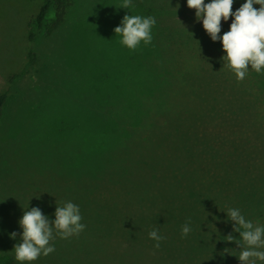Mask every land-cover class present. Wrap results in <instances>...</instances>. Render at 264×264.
Segmentation results:
<instances>
[{
  "label": "rangeland",
  "instance_id": "1",
  "mask_svg": "<svg viewBox=\"0 0 264 264\" xmlns=\"http://www.w3.org/2000/svg\"><path fill=\"white\" fill-rule=\"evenodd\" d=\"M72 1L64 23L51 34L45 28L37 32L32 43L27 20L37 13L42 0H0V93L10 90L0 119V248L20 242L18 220L28 206L41 208L51 220L56 202L62 205L69 201L67 194L72 193V185L76 198L79 171L84 170L77 164L81 158L76 152L78 144L83 154L85 141L93 140L102 128L103 118L121 117L122 121L127 119L128 111L132 116L135 113L133 118L138 123L147 114L157 126L164 122L172 125L177 121V107L183 106L184 116L190 119L197 96L205 99L209 95L215 98L216 93L220 97L233 94L236 100L230 101V107L226 103V112L239 111L240 119L248 116L246 121L251 125L246 132L259 143V153L264 154V75L249 68L245 78L237 81L223 65L221 42L210 39L186 0H155L157 5L151 12L133 2L130 10L120 7L122 0ZM243 2L237 0L239 6ZM125 14L155 17L156 32L151 44L141 43L137 49L142 64L141 84L130 82L127 87L125 81L124 90L119 89L117 97L115 94L112 100L109 98L103 107L97 101L104 100L97 91V82L103 79L111 83L119 75L123 78L128 48L113 29ZM54 16L50 9L45 24ZM231 19H222L221 34L229 30ZM165 22L171 29L166 33L173 35L169 41L158 33ZM33 29L36 31L35 25ZM214 44L221 46L216 48ZM31 48L34 61L26 67ZM24 69L11 83L10 78ZM213 70L219 75H212ZM157 75L171 93L169 115L162 112L163 102L156 104L141 94ZM131 94L140 100L139 104L128 101ZM140 107L144 109L141 116L132 110ZM157 130L153 135H160V130L168 132L163 127ZM137 134L132 154L141 152L144 129L139 127ZM244 135L248 134L243 130L238 134ZM175 136L182 137L176 132ZM128 146L130 143L124 146V152ZM113 150L118 152L117 148ZM62 177L70 178V182L64 184ZM83 181L89 184L92 177L84 176ZM13 231L18 234L16 239L10 237Z\"/></svg>",
  "mask_w": 264,
  "mask_h": 264
},
{
  "label": "trees",
  "instance_id": "2",
  "mask_svg": "<svg viewBox=\"0 0 264 264\" xmlns=\"http://www.w3.org/2000/svg\"><path fill=\"white\" fill-rule=\"evenodd\" d=\"M132 2L149 12L157 5L155 0ZM72 3V0H42L37 13L27 20L29 41L33 43L37 32L44 28L47 34L56 31L64 23ZM238 7L236 0L232 10ZM50 9L55 16L45 24ZM169 28L165 22L158 32L167 41L173 36L166 33ZM155 32L152 29V35ZM215 44L216 48L221 46ZM126 52L123 78L119 75L111 83L103 79L97 82V91L104 99L97 101L103 107L127 83L128 87L130 82L139 85L142 82L137 50ZM34 57L31 48L26 67L33 63ZM23 72L25 69L10 78V82ZM211 74L219 75L214 70ZM164 85V79L157 75L141 94L156 104L163 102L162 112L169 115L171 93ZM9 93L10 90L0 93V119ZM217 94L213 95L216 99L211 95L194 98L190 119L184 116L183 106L177 107V121L172 125L164 122L157 126L147 114L138 123L133 118L135 113L132 116L128 111L127 119L122 121L121 117L103 118L102 128L93 135V140L85 141L83 154L78 144L76 152L81 158L77 164L84 170L79 171L76 198L75 185L72 193L67 194L69 201L79 205L81 222L86 228L68 239L56 236L51 241L55 251L32 264H241L236 256L239 233L233 231V222L223 210L239 208L254 224H264V154L259 153V143L246 132L251 125L246 121L248 116L240 119L239 111L226 112L225 106H232L230 101L236 100V95ZM128 101L140 103L134 94L129 95ZM132 110L140 116L144 112L142 107ZM139 127L145 132L140 139L141 152L132 154ZM161 127L168 132L161 131ZM157 129L160 135H153ZM242 130L248 135L238 136ZM175 132L182 137H176ZM129 143L128 151L124 152ZM113 148L118 152L112 151ZM84 176H91L92 182H82ZM62 180L64 184L70 182L68 177ZM186 222H190L191 231L182 238L181 228ZM153 229L165 237L159 248L154 247L155 241L148 236ZM228 235H232V241ZM12 249V246L0 248V264H18Z\"/></svg>",
  "mask_w": 264,
  "mask_h": 264
},
{
  "label": "clouds",
  "instance_id": "3",
  "mask_svg": "<svg viewBox=\"0 0 264 264\" xmlns=\"http://www.w3.org/2000/svg\"><path fill=\"white\" fill-rule=\"evenodd\" d=\"M234 2L235 0H186L187 6L195 9L196 21L202 22L210 39L221 42L223 65L240 81L245 78L249 68L264 75V0H244L233 11ZM120 7L130 10L132 0H122ZM230 17L229 30L221 34L222 19L228 22ZM156 22L153 16L125 14L113 31L121 37L120 43L123 46L134 51L141 43L151 44L152 29ZM223 211L226 212L227 219L233 222V231L239 233V240H236L239 254L236 256L241 264H264V224H254L236 207ZM81 221L80 207L72 201H66L62 205L56 202L54 219L51 220L41 208L33 206L29 209L28 206L18 220L22 231L19 233L20 242L12 249L15 260L18 264H32L39 257L48 256L55 251V245L51 241L56 236L68 239L78 236L86 228ZM190 231V222H186L181 228V237L186 238ZM17 235L15 231L10 233L13 239ZM148 236L155 241L156 248L165 239L158 229L150 231ZM228 236V240L232 241V235Z\"/></svg>",
  "mask_w": 264,
  "mask_h": 264
}]
</instances>
